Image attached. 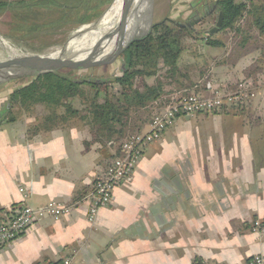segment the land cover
Returning <instances> with one entry per match:
<instances>
[{
	"label": "crops",
	"instance_id": "obj_1",
	"mask_svg": "<svg viewBox=\"0 0 264 264\" xmlns=\"http://www.w3.org/2000/svg\"><path fill=\"white\" fill-rule=\"evenodd\" d=\"M263 100L253 109L264 112ZM257 117L232 131L226 151L206 159L208 176L200 158H188L187 139L175 124L148 147L92 224L87 197L102 161L115 153L108 144H90L78 127L23 136L18 145L3 141L0 158L7 169L0 171V209H38L54 201L71 211L58 221L38 219L0 248V264H58L66 257L72 264H245L264 255V236L251 233L246 222L250 216L264 220V122ZM250 191L256 195L248 196Z\"/></svg>",
	"mask_w": 264,
	"mask_h": 264
},
{
	"label": "rangeland",
	"instance_id": "obj_2",
	"mask_svg": "<svg viewBox=\"0 0 264 264\" xmlns=\"http://www.w3.org/2000/svg\"><path fill=\"white\" fill-rule=\"evenodd\" d=\"M114 1L109 0L105 6L100 7L99 10L102 14L97 20L74 30L66 27L62 33L45 37L43 43L39 40L32 42L33 40L16 38L13 28L19 22L18 13L11 9L0 10V61H5L9 57L12 58V56L46 55L54 49L66 48L68 43L79 38L89 27L99 21ZM215 1L217 0H141L140 4L133 8L131 6L130 8L128 15V18H130V30L127 33V39L123 46L131 39L139 38L146 34L154 23L164 18L176 20L181 25L193 27L205 35V33L215 26L217 20L218 13L215 11V8L212 10ZM242 1L247 5L249 4V0ZM122 7L114 11L103 25L101 33H104V38L111 36L118 30ZM118 16L119 21H115ZM237 26H239V32L215 34V38L223 43V47L221 48L209 49L203 46L201 47L200 43H192L187 39L183 41L185 57L191 63V66H189L190 75L187 80L184 81L182 78L176 79L166 75L163 65L159 64L156 76L145 80L139 79L135 82V87L141 89L143 84H153L156 80H159L163 85L164 94L162 96L164 97L172 93H177L180 90L191 89L197 83L200 91H204L203 86L206 83H211L214 89L224 93L241 91L240 99L234 105L226 104L225 107L217 110L216 113L203 112L192 117L180 116L175 122L178 127L181 126L179 129L180 134L187 139L188 158L191 157L193 159L194 157L196 159L195 156L198 157L197 159L200 158L201 160L198 162L200 164L204 163V165L200 166H203L202 169L206 176L211 173L210 164H208L210 160L206 159L211 157L216 159V151L221 150L222 153L231 146L228 139L232 135V131L238 130L237 126L240 123H243L242 126H246L250 122H258L257 115L259 116V114H261L262 122H264V112L253 109L256 101L260 99L259 102H261L264 98V35H261L254 27H250L251 22L247 15L239 21ZM32 43L36 47L44 44L45 48L43 52L36 53L31 50L30 45ZM6 45L14 51H10ZM114 47L115 44L109 45L101 53L91 58H86L87 55L81 56L72 62H82L88 66L98 65L113 55L112 50ZM69 71L73 77L78 79H85L89 76L93 78L118 76L122 71V62L117 58L111 65L91 71L62 70V72ZM33 76L35 75H15L0 79V117L6 114L5 118L0 122V147L3 141L13 142L18 145L23 136L27 138L33 137L28 135V130L43 116L42 108L37 107L30 112L17 111L15 112V122H4L8 115L7 99L9 93L26 84ZM114 90L119 91L117 85L114 86ZM151 103L130 114L123 132V140L136 133H142L148 130V125L146 126V124H149L154 113L150 107ZM70 127H78L83 129L85 133H88L87 128H84V123L76 118L55 129H67ZM215 131L218 132L217 135ZM202 137L203 140H201ZM216 137H218L217 140L215 139ZM104 146L101 145V147ZM8 150V147H6L3 153L8 155ZM116 152L118 153V151ZM106 160L104 159L102 161V166H104ZM1 162L2 160L0 158V171H5L7 167ZM17 168V165L16 167H11L12 170H17ZM193 169H195L194 163L189 168L191 173H194ZM189 170H187V174H189ZM209 179L207 177L206 180L209 181ZM214 182L217 183L219 181L215 179ZM234 190L236 191L237 189ZM252 192H248V196H252V194L256 195ZM255 200L259 201L258 195L257 198L255 196ZM195 214L196 216L198 215V213ZM258 220L259 218L254 216H250L247 219L246 222L250 227L249 230L251 233H253L251 230L252 225ZM240 226L242 227V223ZM194 262L196 264L198 263L197 260L193 259L192 263L194 264Z\"/></svg>",
	"mask_w": 264,
	"mask_h": 264
},
{
	"label": "trees",
	"instance_id": "obj_3",
	"mask_svg": "<svg viewBox=\"0 0 264 264\" xmlns=\"http://www.w3.org/2000/svg\"><path fill=\"white\" fill-rule=\"evenodd\" d=\"M109 0H0V10L11 9L18 13L19 22L13 32L21 40L44 42L45 37L74 30L97 20L99 10ZM215 11L221 13V27L212 35L181 25L169 18L154 23L146 34L127 42L119 55L122 71L118 76L87 77L78 79L71 72H50L33 76L26 84L13 90L7 99V118L16 121L15 112H30L42 108L43 116L28 130L29 136L41 131L50 132L76 118L87 128L90 144L106 145L122 142L123 132L133 111L144 108L161 97L163 85L153 84L135 87L139 79L156 76L162 64L166 75L187 80L191 63L184 54V40L200 43L201 47L221 48L223 43L215 34L239 32V21L247 15L251 26L264 35V0H217ZM31 50L42 53L45 45ZM117 85L119 91L114 90ZM62 110V111H61ZM61 111V112H60ZM217 110L212 111L216 113ZM182 115H177V119ZM20 204H13V209ZM8 210L0 209L6 215ZM264 222V220H263ZM194 264H196L194 262Z\"/></svg>",
	"mask_w": 264,
	"mask_h": 264
},
{
	"label": "built area",
	"instance_id": "obj_4",
	"mask_svg": "<svg viewBox=\"0 0 264 264\" xmlns=\"http://www.w3.org/2000/svg\"><path fill=\"white\" fill-rule=\"evenodd\" d=\"M203 89L204 91H200L197 83L191 89L159 97L150 104L154 113L147 131L127 137L119 144L108 143L115 153L105 161L91 185L86 212L89 223H94L99 211L112 204L114 190L131 179L146 149L175 125L177 115L192 117L203 112H212L222 109L226 104L234 105L240 99L241 91L224 93L214 89L211 83H206ZM20 192L24 193V190L20 189ZM70 211L69 206L54 201L38 209L25 205L8 209V213L0 219V248L20 239L38 219L50 217L58 221L69 216ZM251 230L253 234L264 236V222L255 221ZM58 264H72V260L66 257ZM245 264H264V255H254Z\"/></svg>",
	"mask_w": 264,
	"mask_h": 264
},
{
	"label": "bare ground",
	"instance_id": "obj_5",
	"mask_svg": "<svg viewBox=\"0 0 264 264\" xmlns=\"http://www.w3.org/2000/svg\"><path fill=\"white\" fill-rule=\"evenodd\" d=\"M140 1L141 0H131L132 8L140 4ZM122 4H123V0H115L112 3V5L109 7L105 15L94 25L89 27V29L83 35H81L79 38H76L74 41L68 43L66 48L64 49L57 48L54 50L51 49L52 52L46 55H48L50 58H58L60 56L67 57L72 62L76 58L81 56L87 55L86 58H91L92 56L101 53L102 50H104L107 46L115 44V47L112 50V53L114 54L115 51L117 50L118 30L114 32L111 36L104 38L105 35L104 33H101V29L103 25L107 22L108 18L111 16V14L117 9L121 8ZM119 16L116 18L115 21H119ZM129 30H130V18L127 19L122 45L125 43L127 39V33ZM80 43H82V45H80ZM6 46L10 51L13 50L8 45ZM36 72H37V68L31 64H14L0 70V79L3 77L5 78L15 75H33Z\"/></svg>",
	"mask_w": 264,
	"mask_h": 264
},
{
	"label": "water",
	"instance_id": "obj_6",
	"mask_svg": "<svg viewBox=\"0 0 264 264\" xmlns=\"http://www.w3.org/2000/svg\"><path fill=\"white\" fill-rule=\"evenodd\" d=\"M131 8V0H123L122 13L119 21L118 27V43L117 50L115 53L106 61L95 65L88 66L82 62H71L67 57L60 56L58 58H50L48 55H31L24 57H12L8 58L5 61H0V70L14 64H31L37 68V72L33 75L45 74L50 72L62 71V70H71V71H91L94 69L102 68L111 65L121 54L124 46L123 38L125 27L128 19V15ZM215 6L212 7L214 10ZM222 23V15L218 13L215 26L208 31L210 35L214 34L220 27ZM190 27V26H189ZM6 114L0 117V122L5 118Z\"/></svg>",
	"mask_w": 264,
	"mask_h": 264
}]
</instances>
